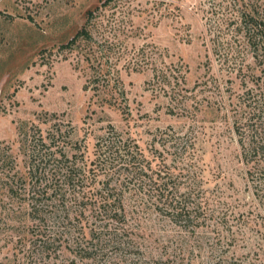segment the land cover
<instances>
[{
  "label": "rangeland",
  "instance_id": "1",
  "mask_svg": "<svg viewBox=\"0 0 264 264\" xmlns=\"http://www.w3.org/2000/svg\"><path fill=\"white\" fill-rule=\"evenodd\" d=\"M254 18L264 21V0H0V264H264ZM84 24L89 36L61 47ZM58 131L61 152L93 168L76 191L91 197L106 180L122 196L126 239L104 258L75 255L89 210L63 221L51 194L39 225L24 191L6 187L9 175L27 181L32 137ZM107 133L142 166L118 176L90 164ZM163 191L180 215L161 209Z\"/></svg>",
  "mask_w": 264,
  "mask_h": 264
},
{
  "label": "trees",
  "instance_id": "2",
  "mask_svg": "<svg viewBox=\"0 0 264 264\" xmlns=\"http://www.w3.org/2000/svg\"><path fill=\"white\" fill-rule=\"evenodd\" d=\"M90 13L89 11L88 14ZM250 24L254 31V34L252 33L250 36V40L255 45L259 46L262 44L264 47V21L261 23L258 18H254L251 19ZM89 34L84 24L83 27L77 30L61 45V47L73 46L82 38L84 39L89 36ZM263 58L264 54H262V59ZM260 78L264 81V67L260 68V76H258V79ZM58 133L59 131L53 132L52 134L49 133L42 138L41 136L37 138L32 137V144L26 150L28 157L27 173L29 175L27 181L23 183L21 188L18 183L19 179H15V177L9 175V177L6 178V187L13 189L11 191L15 190L17 194L20 191H22L21 193L24 191V195L27 196L26 199L30 205V213L33 214V217L36 214L38 215L37 219L39 225L42 224L40 222L43 220L40 218V210L45 201L44 197L47 198L51 194L53 197H59L57 199L61 201V203L63 202L64 209L62 210V216H60V219L63 221L74 220L75 216L83 214L85 210H89L93 226L90 227L88 236L85 238L83 231L80 230L79 238L77 236L71 237L72 244H74L75 248L78 250V252H75V255H80L82 258L91 260L104 258L110 246L120 245L119 239L122 237L125 238L123 232H121L122 226H120L124 218V208L121 204L122 196L121 194L115 195L110 192V189H107L109 183L106 180L102 182L106 186L103 185L100 187V193L92 194L91 197L84 196V194L80 195L79 191L76 190L80 189L83 184L82 182L86 180L88 173L93 170V168L90 167L87 169V163L83 161H80L81 163L78 164V161L74 159V154L67 158L66 154L61 152V148H64L61 143L65 142H59ZM110 135V133H107L104 137L99 139L95 145L97 150L95 158L90 164L93 163L95 167H102L105 170L116 167L114 173H117L118 176H122L127 166L133 165L134 169L136 167H141L142 163L139 160V155L136 154L133 147L130 149L125 140ZM173 142L176 143L174 140ZM121 150L124 151L122 155L127 158L128 162L126 163H124V159L121 158V155L117 153ZM5 159L6 158H3L2 161H5ZM41 173L43 177L48 175L47 177H52L51 179L54 178L50 185H41V179L37 177ZM160 185H167V183L161 182L159 186ZM65 197L70 198L64 200ZM158 199L162 204L161 209L165 207L167 210L176 212V214L179 215L186 209L184 206H176L173 200L168 195L164 194V191ZM64 201H71L72 204L77 205L78 209L76 212L69 210L64 204ZM80 205L82 206L80 207ZM78 223L82 225V219H79ZM59 227L61 226L59 225ZM45 238L46 239L42 241L43 243L46 241H54V236L50 234L46 235Z\"/></svg>",
  "mask_w": 264,
  "mask_h": 264
}]
</instances>
